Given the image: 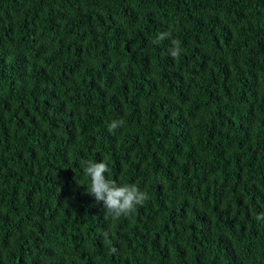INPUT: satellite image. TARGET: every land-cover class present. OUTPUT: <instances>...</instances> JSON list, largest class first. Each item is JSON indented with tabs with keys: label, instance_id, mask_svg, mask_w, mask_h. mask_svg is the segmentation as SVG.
I'll list each match as a JSON object with an SVG mask.
<instances>
[{
	"label": "trees",
	"instance_id": "1",
	"mask_svg": "<svg viewBox=\"0 0 264 264\" xmlns=\"http://www.w3.org/2000/svg\"><path fill=\"white\" fill-rule=\"evenodd\" d=\"M261 214L264 0H0V264H264Z\"/></svg>",
	"mask_w": 264,
	"mask_h": 264
},
{
	"label": "clouds",
	"instance_id": "2",
	"mask_svg": "<svg viewBox=\"0 0 264 264\" xmlns=\"http://www.w3.org/2000/svg\"><path fill=\"white\" fill-rule=\"evenodd\" d=\"M170 35V32L160 33L157 42L170 37ZM172 44L174 47L170 49V55L175 58L179 56L181 49L177 41L173 40ZM119 123L121 122L113 121L109 125V130L116 129ZM81 168L91 181L88 194L94 197L98 204L102 203L105 212L111 215L113 219H118L121 216H132L136 211V207L138 205L142 206L148 199L147 193L141 191L137 186L120 185L115 180L106 178L105 173L109 172V167L105 160L102 162L83 161ZM256 219H264V214L257 216ZM105 240L108 241L107 233L105 234ZM116 251V248H111L113 254Z\"/></svg>",
	"mask_w": 264,
	"mask_h": 264
}]
</instances>
